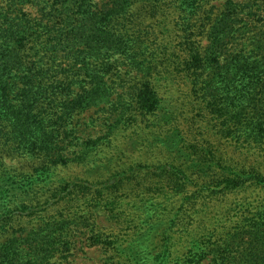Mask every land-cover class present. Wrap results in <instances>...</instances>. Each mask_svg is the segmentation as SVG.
I'll return each mask as SVG.
<instances>
[{
  "label": "trees",
  "instance_id": "obj_1",
  "mask_svg": "<svg viewBox=\"0 0 264 264\" xmlns=\"http://www.w3.org/2000/svg\"><path fill=\"white\" fill-rule=\"evenodd\" d=\"M138 4L154 18L172 7L183 12L187 36L180 50L188 59L170 54L168 43L155 53L144 47L145 35L129 34ZM61 58L72 60V68L63 69ZM117 65L146 79L131 89V101L115 104L130 129L143 125L144 139L130 146L141 158L112 146L88 157L100 140L90 139L80 155L83 177L52 185L43 203L1 195L0 219L29 212L33 224L0 239V264H69L84 244L101 248L104 264H264V173L225 165L214 151L184 141L181 128L183 120L194 127L198 120L213 136L264 147V0H0V136L4 126L19 148L29 144L57 165L64 155L49 142L62 133L57 127L47 134L44 121L33 122V98L75 95L60 103L59 119L70 124L71 104L112 97L107 75H115ZM162 81L189 86L193 118L177 107L184 101H172V111L162 105ZM133 112L141 113V122ZM186 150L206 159L204 173H197L205 183L191 191V169L174 163ZM156 152L167 155V163L148 164ZM130 187L134 194L125 193ZM101 216L113 228L104 227ZM5 231L0 225V238Z\"/></svg>",
  "mask_w": 264,
  "mask_h": 264
},
{
  "label": "rangeland",
  "instance_id": "obj_2",
  "mask_svg": "<svg viewBox=\"0 0 264 264\" xmlns=\"http://www.w3.org/2000/svg\"><path fill=\"white\" fill-rule=\"evenodd\" d=\"M139 5L140 4L136 5L135 7L137 8L133 10L134 15L132 20H134L136 24L131 25L133 28L129 34H135V37L138 35H145V38H143L145 41L144 47H150V50L155 51V53L160 51L161 43H168L170 54H179L180 60L188 59L187 50H180L184 48L181 45L185 41V36H187V34H185L187 23L182 21V17L184 16L183 12H178L177 9L172 7L166 10L165 13L154 18L151 17V15L149 16L144 6ZM209 5H216V7L220 8L222 3L220 1H210ZM194 22H196L195 19L191 23ZM196 23H198L197 27H200L201 23ZM208 45L209 41L204 39L202 43L203 50H206ZM161 57L163 58L164 55L161 54ZM61 60L63 69L67 71L69 67L74 64L73 61L68 58H61ZM77 67L79 66L77 65L75 68ZM92 67L99 69L100 65L93 62ZM126 69L127 67L125 66L119 68V65H117L116 72H114L115 75H107V77H110L114 82V92L110 99L99 103V101L96 102L91 100V96H89L84 103L80 101L76 104H71L75 108L72 110L69 118V121H71L70 124L63 123L64 120L59 119L64 113V108L60 103H63L64 100L70 101L75 95H69L70 93L67 91H63L62 93L48 92L45 96H36L33 98L36 102L33 107H31L33 110L31 111L33 112V122L37 121L38 123L44 121L46 125L45 132L47 134L57 127L59 132L62 133V136H58L53 142H49L53 145L51 149L55 148L58 154L64 155V158H62L57 165H55V159L50 161L52 157L47 156V154L45 156L40 151L35 150L33 146H29V144L19 148L16 142L9 138L7 129L2 126L0 136V175H2L3 179L0 180V197L1 195L8 196L11 193L13 197L17 196L19 199H23L27 205H33L38 202L43 203L46 196L52 194V189L48 190L52 185L66 178L70 179L76 175L83 177L82 174H84L85 168H82L80 163V155L82 149L86 146L85 143H89L90 139L100 140L97 145L89 144L90 148L87 152L88 157H95L97 153L111 146L114 147L116 151L123 150L128 156L132 155L136 157V155H138L139 151L134 154L130 153V146L135 144L136 149L140 145L141 139H144V135L141 133L143 125L135 126L133 129H130V125L126 124L125 120H123V118L121 119V116L118 114V111L120 112V105L117 107L115 104H119L118 100L120 102L121 99L126 100V102L131 101L133 96L131 89L136 88V86H142V83L145 82L146 79L142 73L138 75L135 71L128 70L127 72L125 71ZM175 75L178 76L177 73ZM179 75L177 80L183 78L182 74ZM78 80L79 79L76 81ZM150 81L154 82L153 80ZM80 83L81 82L78 81L77 85ZM161 83L163 86L165 85V88L161 87L159 89L160 97L161 99L163 98L162 105L172 111L175 107V99L178 100V103L179 101H184L186 104L183 105L179 103L177 107L180 108L182 106V109L184 108L186 112L188 111V115L186 116L193 118V111L195 108L192 106L189 107L187 104L190 101L188 97L189 86H186L184 82L176 83V87L171 86L167 81H162ZM178 86L181 91L178 90ZM133 116L138 119V122H141L143 119L141 113L138 112H133ZM196 121V127L190 126L192 122H186L185 120L181 122V128L184 131V141L188 139L190 144L197 145L199 150L205 149L208 153L211 152L210 150L214 151L216 156L221 158L225 165V162H229V165H234L235 163L236 165L238 164L237 169L244 170V167L247 169L253 167L256 169L255 171L264 173V147L251 148L236 142H231L221 136L217 137L216 134L213 136V132L207 128V123L204 122V124H202L198 120ZM71 130L74 131V134H72ZM190 130L192 132H188ZM64 131L69 133V138L64 137ZM112 147L110 149H112ZM156 153H158L156 157L147 160L148 164L154 163L158 159L159 162H157L158 164L156 163L157 165L167 163L169 157L166 154V156H164V153L160 152V155L159 152ZM190 154H192L191 150H186L184 155L174 159L176 165H182L185 169H191L188 171L194 184L188 185L187 189L189 191L194 189L193 185H204L205 182L202 181L201 176L197 173H204H200L199 170L202 169L205 165L204 163H206L204 152L200 153V157H198L196 153L193 155ZM139 155L137 157H139ZM140 158L141 157H139V159ZM54 170H56L55 173H53ZM206 170L209 169L207 168ZM211 171L209 170L207 173H211ZM12 177H15V180L11 181ZM151 182V180H140V183L145 185ZM12 183H14V187H12ZM125 193L134 194L135 192H131L130 187ZM0 204V208H3V203L0 202ZM100 222L104 227L113 228L112 224L107 222L104 216L100 217ZM2 224L6 225V231L1 234L0 239L5 240L15 231L30 228L33 222L29 212L20 211L6 215L5 217L2 216L0 225ZM80 236L86 239L83 233H81ZM104 261L105 259L101 248L89 247L84 244L82 248L76 252V255L74 254V256L70 258L69 264H104Z\"/></svg>",
  "mask_w": 264,
  "mask_h": 264
}]
</instances>
